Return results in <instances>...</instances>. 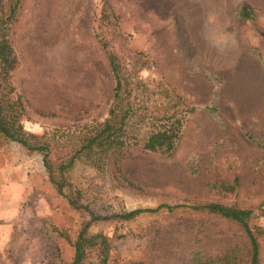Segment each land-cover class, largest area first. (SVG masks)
I'll list each match as a JSON object with an SVG mask.
<instances>
[{"label":"rangeland","instance_id":"rangeland-1","mask_svg":"<svg viewBox=\"0 0 264 264\" xmlns=\"http://www.w3.org/2000/svg\"><path fill=\"white\" fill-rule=\"evenodd\" d=\"M242 5L251 18L238 16ZM10 32L18 61L10 97L54 168L108 117V53L138 82L132 103L159 113L167 84L193 110L169 155L132 148L111 164L80 152L64 196L41 152L0 135V264H72L89 215L69 199L101 216L185 206L91 223L89 235L110 242L108 264H189L192 253L214 259L234 246L239 264H250L242 228L193 207L253 208L251 227L264 228V150L250 140L264 142V0H21ZM86 264H98L95 252Z\"/></svg>","mask_w":264,"mask_h":264},{"label":"trees","instance_id":"trees-1","mask_svg":"<svg viewBox=\"0 0 264 264\" xmlns=\"http://www.w3.org/2000/svg\"><path fill=\"white\" fill-rule=\"evenodd\" d=\"M21 0H0V135L8 141L18 143L31 152L43 154V164L49 175V182L60 196H64V189L68 186L65 173L70 170L80 152L96 154L100 160L117 164L118 159L126 150L137 148L144 152L162 155L171 154L178 142L181 127L187 115L192 112L183 96L177 94L167 84L161 85L159 113H151L129 99L137 81L128 78L127 70L120 58L108 53L109 67L113 76V100L110 105L108 117L101 123H94L88 129L86 137L78 151L65 163L56 168L47 159L48 145L41 142V138L24 130L21 123L20 105L11 99L13 87L10 82L11 72L18 65L17 57L13 51L10 40L11 26L17 20ZM251 9L242 5L238 16L247 20L251 18ZM264 38V32L260 33ZM135 125H132L133 121ZM138 126V130L137 127ZM136 127V133L132 130ZM258 147L264 150V142H258L250 137ZM74 209L84 210L89 215V221L79 231L73 244L74 255L72 264H86V260L93 252L97 254L98 264H108V252L111 248L109 240L101 235H89L91 223L119 219L130 221L141 214L156 213L162 208L173 210L185 206L160 205L156 209H136L121 214L101 216L92 211L87 205L77 199H69ZM195 210L206 211L231 222L237 223L246 235L250 247V264H260V244L256 231L264 233L263 229H253L250 225L254 217V209H239L224 206L218 203H209L193 207ZM264 214V201L258 206ZM264 216V215H263ZM256 230V231H254ZM240 251L237 246L227 249L221 257L207 258L199 253H192L189 264H239Z\"/></svg>","mask_w":264,"mask_h":264}]
</instances>
